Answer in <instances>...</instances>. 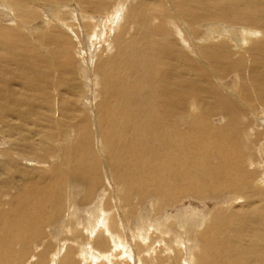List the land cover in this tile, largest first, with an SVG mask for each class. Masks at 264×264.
Here are the masks:
<instances>
[{"label":"bare ground","instance_id":"bare-ground-1","mask_svg":"<svg viewBox=\"0 0 264 264\" xmlns=\"http://www.w3.org/2000/svg\"><path fill=\"white\" fill-rule=\"evenodd\" d=\"M26 1L48 5L56 25L28 26L38 13ZM68 1L0 0V17L15 12L0 23V264L29 255L82 264L119 249L120 213L134 218L145 202L148 212L178 210L167 216L175 228L159 223L167 245L157 252L173 251L169 264H264V123L250 113L264 105V0H76L86 16L105 10L111 28L98 50L84 38L81 58L69 26L80 12L56 13ZM213 20L253 31L235 37ZM232 35L237 47L247 41L248 57L234 52ZM91 70L92 110L87 95L78 99ZM239 70L240 88L220 81ZM103 165L122 192L118 219L111 209L103 221L93 208L85 216L104 188Z\"/></svg>","mask_w":264,"mask_h":264},{"label":"rangeland","instance_id":"rangeland-1","mask_svg":"<svg viewBox=\"0 0 264 264\" xmlns=\"http://www.w3.org/2000/svg\"><path fill=\"white\" fill-rule=\"evenodd\" d=\"M76 0H69L68 2H67V5L68 6H70V7H68V8H64V9H62V7H60V8H57V11H56V13L58 14L60 11L62 12L63 10V12H62V14H61V12H60V14L58 15L60 18H64V19H66V17H67V19L66 20H69L70 18H72V17H70V16H72V14H73V12H72V10L75 12V14H76V10H74L73 9V7L75 8V9H77L78 10V14H79V12L81 11L80 10V8H79V6H77L76 5V2H75ZM109 3L112 5V4H114V0H109ZM26 4H28V6H29V8L31 9V10H33V11H35V12H37L38 13V16L30 23V24H28V26L30 25V26H32V24L33 25H37V26H42V29H44L45 27V29H48L50 26H55L56 24H55V22L56 21H54V19H56V18H54L55 17V14H52V13H50L51 15L49 16V13H46L47 11H48V5H46V7L44 6L43 7V4L42 5H39L40 4V2L39 1H37V2H30L29 3V1H26ZM38 4V5H37ZM74 4V5H73ZM58 5V4H57ZM63 5H65V4H63ZM63 5H58V6H63ZM31 6V7H30ZM35 6V7H34ZM42 6V7H41ZM76 6V7H75ZM33 7V8H32ZM41 7V8H40ZM37 8H39V9H37ZM42 8H44L43 9V11H42ZM79 8V9H78ZM37 9V10H36ZM69 10V11H68ZM50 11V10H49ZM66 11H68V12H66ZM9 13L14 17V15H15V12H11V11H7V14H8V16H10L9 15ZM45 13V14H44ZM68 13H72V14H68ZM46 14H48V15H46ZM80 15L82 16L81 18H79L80 19V22L78 21V22H76V21H73V22H69V26H71L72 27V29H73V32L76 34L75 36H77L78 38H79V41H78V39H76L75 37H74V35L72 34V33H70L71 35H72V41L75 43V48H74V50H73V53L75 54V55H77L78 54V56L77 57H80L81 58V54L78 52V50H80V48L82 47V46H84L83 45V43H81L82 41H84V38H87V39H89V42H87V48H91V46L93 47V48H95L96 47V49L95 50H98L100 47H102V46H105V41L107 40V38L109 37V33H110V31H108V30H111V28H110V26L109 25H105V23H108V24H110V21L108 20V22H107V20H106V18H107V15L105 14V10H103V12L102 13H96V14H93V15H91V16H86L84 13L82 14L81 12H80ZM80 15H79V17H80ZM7 15H5V17L2 15L1 17H0V23H2V24H4V22H5V20L7 21L8 19V16L6 17ZM95 18H94V17ZM97 16V17H96ZM103 16V17H102ZM106 16V17H105ZM5 18V20H4V18ZM41 17H43V18H41ZM50 17H52V18H50ZM84 17H87L88 19H90V20H88L87 18H84ZM2 18H3V20H2ZM45 18V19H44ZM48 18V19H47ZM83 18H84V20H83ZM94 18V19H93ZM102 18V19H101ZM52 19V20H51ZM86 19V20H85ZM96 19V20H95ZM99 19V20H98ZM101 19V20H100ZM36 20V21H35ZM44 20V21H43ZM48 20V21H47ZM103 20V21H102ZM104 20H106V21H104ZM36 23H35V22ZM43 22V23H41V22ZM51 21V22H50ZM83 21V22H82ZM90 21V22H89ZM213 21H216V22H219L220 23V25H222V26H225V27H228V28H230V26H231V28H233V29H235V34H233L235 37L238 35V34H240L241 32H243L242 30H248L249 29V31L251 30V31H253V28L250 26V25H248V24H246V23H234V26H233V23H228V22H225V21H221V20H213ZM50 22V23H49ZM96 22H100V23H96ZM103 23V25H102V23ZM208 22V21H207ZM35 23V24H34ZM53 23V24H52ZM96 23V24H95ZM49 24V25H48ZM75 24H76V26H75ZM94 24H95V26H94ZM230 24H232V25H230ZM242 24V25H241ZM44 25H46V26H44ZM86 25H88V28H86ZM75 26V27H74ZM99 26V27H98ZM20 29H22L23 31H27L26 29H25V27H24V29L22 28V25H20V26H18ZM79 27H80V29H79ZM95 27H97V28H95ZM103 28V31L102 30H100V31H98L100 28ZM38 28H41V27H38ZM66 28H67V26H66ZM95 28V29H94ZM101 28V29H102ZM44 29V30H45ZM98 29V30H97ZM239 29V30H238ZM67 30V29H66ZM84 30V31H83ZM105 30V31H104ZM80 31H82V32H80ZM98 31V32H97ZM84 32V33H83ZM83 33V34H82ZM99 33H101V34H99ZM88 34V35H87ZM89 34L90 35H92L93 37H95L94 36V34H96V38L97 39H92L91 37L92 36H89ZM104 34H105V37H104ZM87 35V36H86ZM102 36V38H104L103 40H101V36ZM232 35V36H233ZM86 36V37H85ZM108 36V37H107ZM224 36H227V35H224ZM234 36H233V38L232 37H230V36H228V37H225V38H227V40H228V42L233 46V50H234V52L235 53H237L238 55H244L245 57H248V53H247V48L249 47V46H247V48H246V42L247 41H245V43L244 44H242V46L241 47H237V45H236V43H237V41L234 39ZM258 36H259V34H257V33H253V35H252V37H254V38H252L253 39V42L254 41H256V40H258ZM100 38V39H99ZM86 39V40H87ZM231 41H230V40ZM96 40H98V41H96ZM105 40V41H104ZM88 41V40H87ZM91 41H93L94 42V44L95 45H97V46H95L94 44H93V42H92V44H90L91 43ZM96 41V42H95ZM100 41V42H99ZM77 42H78V44H77ZM80 42V43H79ZM105 42V43H104ZM104 43V44H103ZM234 43V44H233ZM103 44V45H102ZM238 44V43H237ZM82 45V46H81ZM236 45V46H235ZM250 45V44H249ZM86 46V45H85ZM95 46V47H94ZM78 48V49H77ZM83 48H85V47H83ZM244 48V49H243ZM77 49V50H76ZM85 50V49H84ZM76 51V52H75ZM78 52V53H77ZM240 53V54H239ZM83 56H84V58H86V56L83 54ZM81 63H83V61H81ZM88 63H89V61H88ZM81 69H83L84 68V66L81 64ZM87 70H89V68L87 69ZM91 73V74H90ZM89 73V71H88V79L89 80H91L90 82L88 81V85H87V87H84V85H81V87H80V95H79V97H78V99H80L79 100V102H82L83 103V99H84V97H85V95H87V97H88V103H89V108L92 110V106L94 107L95 105H96V101H97V98H96V93H97V91H96V87H95V80H94V75H93V71L91 70V72ZM240 73H242V72H240V70L237 72V74L235 73V72H231V71H229L228 73H223L220 77H219V79H220V81H222L225 85H227L226 87H230V86H232V84H233V82H232V79L234 78L235 80L237 79V83H235L236 84V86H238V88H240V85H241V83L242 82H244L245 80H243V79H245L243 76H244V74H240ZM228 74H230V75H228ZM92 77H91V76ZM239 75V76H238ZM90 76V77H89ZM225 76H227V77H225ZM237 76V77H236ZM91 78V79H90ZM243 80V81H242ZM241 81V82H240ZM89 84H90V86L92 87H88L89 86ZM88 88V89H87ZM95 88V89H94ZM86 90V91H85ZM93 92V93H92ZM85 93V94H84ZM81 94H83V95H81ZM92 94V95H91ZM92 96V97H91ZM83 98V99H82ZM81 100H83V101H81ZM83 106V105H82ZM260 106H256V108H255V110L253 111V110H251L250 111V113L251 114H254V115H256L255 113H257V115H256V118H259V120H260V122L261 123H264L263 121H264V105H262V107H260ZM90 110V111H91ZM257 110V111H256ZM260 114H259V113ZM262 113V114H261ZM261 116H263L262 117V119H261ZM253 119H255V117L253 116ZM219 122V121H218ZM258 128H260V129H262V127L261 126H259ZM3 136H1L0 137V143L2 144L3 142H5V141H2V140H6L4 137L2 138ZM4 144V143H3ZM1 146V145H0ZM28 156H25L24 157V159H23V162L24 163H33L34 162V160H32V158L31 157H29L28 159ZM101 172H102V178H103V183H104V188L103 189H100L99 190V195H98V202L97 203H93V204H91V208L89 207V208H87V211L85 212L86 213V215L85 216H88L87 214L89 213L88 211H89V209L90 210H92L93 211V209L95 210V214H97L96 216L98 217V215H99V217L98 218H100L102 221L106 218V216H110L109 214V212H110V209L112 210V212H111V214H113L112 216H116V218L118 219L119 217L122 219V221H121V224L123 223V228L122 229H117L114 233L116 234V235H114V236H117V235H121V238H122V240H121V243H120V245L118 246H116L117 248H119V249H115V245H114V248L112 247V250L111 251H107V249H105L104 250V252H101L100 250H96V253L98 254L97 255V257H95L94 258V256L93 257H91V256H87V258L85 259V261L83 260V259H79L80 260V263H82V264H169V262H170V259H171V257H172V255L174 254V252L173 251H171V252H168V253H172V255H170V254H167V255H169V258L168 257H161V258H159L160 257V253L158 254V252L157 251H160V252H162V250L166 247V245H167V243L165 242V238H164V236H162V233H160L159 232V229H161L162 227H160V224L159 223H164L165 224V222L167 223V222H171V226H172V228H175V223H172V222H174V220H167V216L168 215H171V214H174V213H178V210L174 207V206H172L171 208L170 207H165V208H163V209H161L160 211L159 210H152L150 213L147 211L148 209H149V206L146 204V202H145V204L147 205H145V207H144V205L143 206H141V208L140 209H138L135 213V216H134V218L132 217L131 219H127V217L125 216V214L123 213L124 211H122V214L120 213V216L119 217H117V213L119 214V212H121V210H122V206H121V204H120V194H122V192L117 188L118 186L116 185V184H114L113 185V183H114V180H113V176H114V174H112L111 173V171L109 170V166H107V165H103L102 167H101ZM259 178H262V175L261 176H259L258 177V179ZM105 189V190H104ZM98 193V192H97ZM106 197L108 198V199H110L111 200V202H110V207L111 208H109V207H106V205H104L102 202H104L103 200H105L106 199ZM132 202L134 203V201L132 200ZM102 205H101V204ZM96 204V205H95ZM192 205V207L194 206V208H199V209H203V208H205V206H202V204H199V203H190V202H185V205L183 206V205H178V206H180V207H188V206H190V205ZM208 205V207L209 206H211V208H212V205H213V202H208L207 203ZM93 206V207H92ZM98 206V207H97ZM95 207V208H94ZM114 207V208H113ZM148 207V208H147ZM182 207V208H183ZM93 208V209H92ZM97 208V209H96ZM104 208H106V209H104ZM108 208V209H107ZM104 210H107L106 212L104 211ZM118 210H119V212H118ZM114 211V212H113ZM155 211V212H154ZM158 211V212H157ZM180 211V210H179ZM104 212V213H103ZM146 212H148V215L146 216L145 215V217L143 218L142 217V215L144 214V213H146ZM170 212V213H169ZM99 213V214H98ZM166 213V214H165ZM106 214V215H105ZM124 215V216H123ZM142 217V218H141ZM165 218V219H164ZM158 219H159V221H158ZM129 220V221H128ZM157 220V221H156ZM135 224H134V223ZM137 222V223H136ZM152 223H153V225H152ZM138 224V225H137ZM141 224V225H140ZM159 224V225H158ZM132 225V226H131ZM165 226V225H164ZM163 226V227H164ZM135 227V228H134ZM155 227H157V228H155ZM133 228V229H132ZM130 229V230H129ZM132 229V230H131ZM155 229H157V231H155ZM136 230V231H135ZM177 230H180V229H177ZM150 231V232H149ZM121 232V233H120ZM124 232H125V234H124ZM134 233V234H133ZM139 233H141V234H139ZM143 234V235H142ZM147 235V236H146ZM68 236V235H67ZM134 236H136V237H138V239L140 240V242L136 239V237H134ZM159 236V237H158ZM127 238V241H126V239L125 238ZM129 237V238H128ZM162 237V238H161ZM125 239V240H124ZM143 239H145V240H143ZM152 239V240H151ZM164 240V241H163ZM129 241V242H128ZM123 242V243H122ZM143 242H145L144 244H146L144 247H142V248H140V249H138V245H139V243H143ZM147 242V243H146ZM165 242V243H164ZM124 243H126V244H124ZM130 245H129V244ZM110 244H111V242H110ZM123 245H125V246H123ZM137 245V246H136ZM149 245V246H148ZM35 245H33V247H34ZM128 246H130V248L128 247ZM161 246V247H160ZM137 247V248H136ZM157 249H156V248ZM163 247V248H162ZM147 248V249H146ZM149 248V249H148ZM180 248V247H179ZM182 248V247H181ZM93 249V248H92ZM115 249V250H114ZM183 249V248H182ZM181 249V250H182ZM122 250V251H121ZM153 250V251H152ZM156 250V251H155ZM117 251V252H116ZM126 251V252H125ZM112 252V253H111ZM119 252V253H118ZM181 252V251H180ZM182 252H184V250L182 251ZM185 253V252H184ZM192 253H196L195 255L197 256V253H198V251H192ZM116 254V255H115ZM154 254V255H153ZM101 255V256H100ZM104 255V256H103ZM163 255H165L166 256V253H163L162 254V256ZM194 255V256H195ZM103 256V257H102ZM129 256H130V258H129ZM151 256V257H150ZM192 254L191 253H186L185 254V258L186 257H188V258H190V259H192ZM117 257V258H116ZM30 258V259H29ZM81 258H82V256H81ZM89 258V259H88ZM98 260H97V259ZM112 258V259H111ZM29 259V260H28ZM127 259V260H126ZM159 259H162V260H159ZM82 260V261H81ZM123 260V261H122ZM30 261H32V258H31V255H29L28 257H27V259H25V262L26 263H23V264H32ZM95 261V262H94ZM195 261V260H194ZM33 262V261H32ZM182 262H183V260H182ZM171 264V263H170ZM181 264H183V263H181ZM185 264V263H184ZM196 264V263H195Z\"/></svg>","mask_w":264,"mask_h":264}]
</instances>
